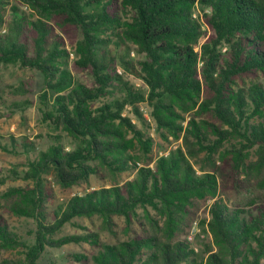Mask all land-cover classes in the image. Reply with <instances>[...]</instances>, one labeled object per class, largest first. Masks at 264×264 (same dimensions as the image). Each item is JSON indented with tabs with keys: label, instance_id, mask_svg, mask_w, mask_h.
<instances>
[{
	"label": "trees",
	"instance_id": "1",
	"mask_svg": "<svg viewBox=\"0 0 264 264\" xmlns=\"http://www.w3.org/2000/svg\"><path fill=\"white\" fill-rule=\"evenodd\" d=\"M8 66L40 72L36 107L57 134L41 150L22 137L25 169H0V187L27 182L1 193L0 207L35 222L30 242L0 214V264H39L70 244L96 249L90 260L66 256L81 264H264V203L224 198L264 190V0H0V69ZM6 89L0 107L35 104L32 81ZM151 127L176 142L153 166ZM49 176L63 189L92 176L109 185L49 210ZM208 200L197 263L186 235ZM94 217L109 232L123 218L142 233L113 244L95 232L60 236Z\"/></svg>",
	"mask_w": 264,
	"mask_h": 264
},
{
	"label": "rangeland",
	"instance_id": "2",
	"mask_svg": "<svg viewBox=\"0 0 264 264\" xmlns=\"http://www.w3.org/2000/svg\"><path fill=\"white\" fill-rule=\"evenodd\" d=\"M21 8L26 10V7ZM195 13L197 16L199 15V12ZM203 29H205V27H203ZM118 71L121 72L120 69H118ZM22 80L33 82V93L29 95V98L32 99L35 104L30 108H27L25 111H16L14 113L6 109V106L0 107V169L5 173L10 169H25V163L27 162L28 155H26L22 150V137L27 136L30 141H34L36 143L38 150H41L46 149L47 146L52 142L50 137L57 134V132H54L51 128H49L42 122L40 113L36 107L38 96L42 92L43 88V77L40 72L31 69H24L17 66H8L6 68L0 69V91L8 90L6 89L8 86L18 85ZM7 96L10 97L9 100L11 101V96ZM17 99L18 98H16V100ZM141 110L148 122H150V124L153 126L149 108L145 104H143L141 105ZM125 114L130 116L133 121L137 123V119L131 112V107L127 108ZM149 132L155 141L152 161L150 163V166H153L158 156L168 153L164 150L170 149L173 145L176 144V142L173 143L172 139L171 144L163 141L161 137L155 132L154 127H151V129H149ZM12 135L17 139L18 144L16 147H13V143L10 140ZM3 146L7 149L4 150L2 148ZM13 151L20 152V154L16 155ZM33 156V154L30 155V157L32 158ZM134 174L135 171L125 173L121 177V182L132 178ZM244 178V176H241V180H243ZM48 180L56 198L53 202L48 204L49 210L54 209L56 205L62 203L63 201L76 194H84L90 188L93 189L100 186L109 185L108 183L92 176L90 179V185L75 186L70 189H63L54 181L52 176H49ZM25 185H27V182H24L20 179L15 181L8 180L6 184L0 187V194L10 187ZM256 187L251 186L249 191L246 188V190L243 192H234L233 190L228 189L224 193V198L227 199L230 203L245 202L248 198L257 199L258 203H264V190ZM212 201L213 200L202 202L199 207H197L194 214L195 220L193 221L186 235V239L197 250V263L200 262L199 255H202L201 250L203 241L209 240L208 235L201 229L200 222L202 219L208 217V210ZM1 203L3 204V201H1ZM0 214L4 215V217L7 218L9 225L23 239L32 242L33 231L35 229L34 220L17 218L13 215H9L2 207H0ZM114 221L115 227L113 228V232H109L105 230L102 221L97 217H94L92 219H76L74 220L73 224L65 226L60 236L95 232L99 234L102 243L113 244L117 243L118 241L126 240L132 235L142 233V227L137 222H134L133 225L131 224V227L128 228L123 218H115ZM189 237H191L192 239H189ZM95 253L96 249L88 244H70L58 249H49V251L46 252V254L43 256L39 264H81L78 262L68 261L66 256L72 254H82L87 256L90 260ZM15 255L16 254L9 252L3 256L14 257Z\"/></svg>",
	"mask_w": 264,
	"mask_h": 264
},
{
	"label": "built area",
	"instance_id": "3",
	"mask_svg": "<svg viewBox=\"0 0 264 264\" xmlns=\"http://www.w3.org/2000/svg\"><path fill=\"white\" fill-rule=\"evenodd\" d=\"M206 12H209V10H206ZM200 15H202V13L200 12ZM195 17H197L196 13L194 15ZM120 72V71H119ZM189 239H192L191 237H189Z\"/></svg>",
	"mask_w": 264,
	"mask_h": 264
}]
</instances>
